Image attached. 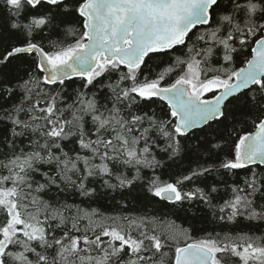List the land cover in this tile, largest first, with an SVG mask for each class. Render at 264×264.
<instances>
[{"label":"snow or ice","instance_id":"obj_1","mask_svg":"<svg viewBox=\"0 0 264 264\" xmlns=\"http://www.w3.org/2000/svg\"><path fill=\"white\" fill-rule=\"evenodd\" d=\"M0 264H264V0H0Z\"/></svg>","mask_w":264,"mask_h":264}]
</instances>
